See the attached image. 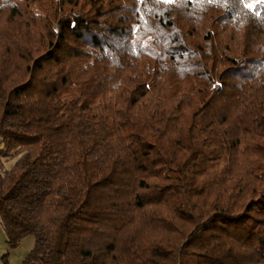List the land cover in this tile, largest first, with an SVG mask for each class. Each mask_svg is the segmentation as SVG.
<instances>
[{"label": "trees", "instance_id": "1", "mask_svg": "<svg viewBox=\"0 0 264 264\" xmlns=\"http://www.w3.org/2000/svg\"><path fill=\"white\" fill-rule=\"evenodd\" d=\"M5 159L20 264H264V0H0Z\"/></svg>", "mask_w": 264, "mask_h": 264}, {"label": "rangeland", "instance_id": "2", "mask_svg": "<svg viewBox=\"0 0 264 264\" xmlns=\"http://www.w3.org/2000/svg\"><path fill=\"white\" fill-rule=\"evenodd\" d=\"M13 160L5 159L0 162V173L10 168ZM33 245V237L27 236L16 248H9L5 242V234L0 225V264H3V257L6 255L9 264H20Z\"/></svg>", "mask_w": 264, "mask_h": 264}]
</instances>
